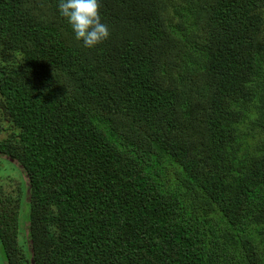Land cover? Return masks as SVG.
Returning <instances> with one entry per match:
<instances>
[{
    "label": "trees",
    "instance_id": "trees-1",
    "mask_svg": "<svg viewBox=\"0 0 264 264\" xmlns=\"http://www.w3.org/2000/svg\"><path fill=\"white\" fill-rule=\"evenodd\" d=\"M57 2L0 0V262L264 264V0Z\"/></svg>",
    "mask_w": 264,
    "mask_h": 264
},
{
    "label": "clouds",
    "instance_id": "clouds-1",
    "mask_svg": "<svg viewBox=\"0 0 264 264\" xmlns=\"http://www.w3.org/2000/svg\"><path fill=\"white\" fill-rule=\"evenodd\" d=\"M57 9L84 47H95L110 35L102 21L100 0H58Z\"/></svg>",
    "mask_w": 264,
    "mask_h": 264
},
{
    "label": "rangeland",
    "instance_id": "rangeland-1",
    "mask_svg": "<svg viewBox=\"0 0 264 264\" xmlns=\"http://www.w3.org/2000/svg\"><path fill=\"white\" fill-rule=\"evenodd\" d=\"M4 133H7L6 131L4 132ZM8 165V167L6 168V171L5 172H3V171H0V173L2 174V175H5V177L6 176H8L9 174H13V176H12V178H17L18 177V174H15L14 173V171H15V168L12 166V168H10V164H7ZM20 176V175H19ZM2 177L0 176V179H1ZM3 179V178H2ZM5 179V178H4ZM5 181L6 182H9V181H7V179H5ZM1 182V181H0ZM28 198H26V196H24V200H23V210L24 211H22V215H21V218H20V225H22L23 224V222H24V220H25V213H27L28 212ZM0 259H3L4 261L6 260L5 259V256H4V251H3V248H2V246H1V244H0ZM6 262V261H5ZM0 264H2L1 262H0Z\"/></svg>",
    "mask_w": 264,
    "mask_h": 264
}]
</instances>
